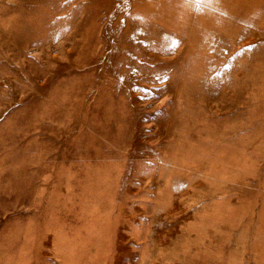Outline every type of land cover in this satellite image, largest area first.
<instances>
[{"label":"rangeland","instance_id":"1","mask_svg":"<svg viewBox=\"0 0 264 264\" xmlns=\"http://www.w3.org/2000/svg\"><path fill=\"white\" fill-rule=\"evenodd\" d=\"M0 264H264V0H0Z\"/></svg>","mask_w":264,"mask_h":264}]
</instances>
